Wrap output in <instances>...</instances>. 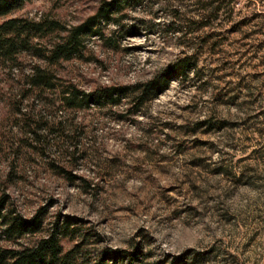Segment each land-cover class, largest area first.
Returning a JSON list of instances; mask_svg holds the SVG:
<instances>
[{
    "label": "rangeland",
    "instance_id": "rangeland-1",
    "mask_svg": "<svg viewBox=\"0 0 264 264\" xmlns=\"http://www.w3.org/2000/svg\"><path fill=\"white\" fill-rule=\"evenodd\" d=\"M101 1L24 0L7 16L73 24ZM111 17L87 40L88 59L65 62L61 75L85 89L133 84L184 54L198 72L170 70L136 115L110 112L127 100L78 113L86 156L57 160L85 186L49 165L53 145L42 154L27 144L11 103L19 71L0 67L5 209L42 210L44 228L68 217L76 230L63 247L80 244L92 264H128L129 253L132 264H264V0H125Z\"/></svg>",
    "mask_w": 264,
    "mask_h": 264
},
{
    "label": "trees",
    "instance_id": "trees-1",
    "mask_svg": "<svg viewBox=\"0 0 264 264\" xmlns=\"http://www.w3.org/2000/svg\"><path fill=\"white\" fill-rule=\"evenodd\" d=\"M22 1L0 0V67L17 69L20 75V86L11 103L18 110L17 118L24 133L30 137L27 144L42 154L53 145L58 156L51 158L49 165L67 179L79 178L85 186H90L87 179L72 173L66 164L57 160L62 157L72 167L77 159L86 156L87 147L81 141L86 132L85 124L78 113L92 106L112 108L127 100L125 102L131 107L125 112H110L118 119L136 115L148 100L168 86L170 70L176 69L181 76L190 68L198 72L195 62L190 61L193 56L180 55L170 70L165 69L144 81L85 89L74 79L61 75L59 67L74 59H88L87 40L94 34L104 36L101 24L109 19L117 20L111 14L120 12L125 0H102L93 13L73 24L49 12L37 18L7 16L20 8ZM25 99L30 107L22 109ZM5 206L2 197L0 264H92L82 254L80 244L63 247V238H73L76 230L68 217L60 221L55 219L44 228L42 210L31 217H23ZM27 236H31L30 240L24 239ZM126 258L128 264H132L133 254L129 253Z\"/></svg>",
    "mask_w": 264,
    "mask_h": 264
}]
</instances>
